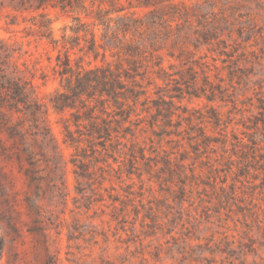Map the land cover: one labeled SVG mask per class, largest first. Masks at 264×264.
I'll list each match as a JSON object with an SVG mask.
<instances>
[{"label": "rangeland", "instance_id": "1", "mask_svg": "<svg viewBox=\"0 0 264 264\" xmlns=\"http://www.w3.org/2000/svg\"><path fill=\"white\" fill-rule=\"evenodd\" d=\"M185 1L189 16L179 18L176 32L186 39L188 59L181 64L168 58L165 66L171 62L175 72L193 65L198 71V85L213 101L186 96L181 105L199 112L202 118L192 119L193 125L217 142L199 156L182 154L177 143L163 142L161 149L156 143L145 159L138 157L137 168L126 167L120 179L113 173L111 183L104 180L99 188L97 175L92 183L76 175L80 170L69 162L73 150L62 141L60 115L49 108V125L67 162L68 203L54 208L60 224L49 231L50 259L27 236L15 264H264V0ZM72 24L60 15L55 36ZM207 29L213 31L210 41L199 34ZM15 31L6 32L0 18V37L18 41L20 62L48 103L59 87L49 68L56 52L28 45ZM200 70L210 85L203 86ZM169 147L168 168L163 161ZM182 156L187 160L178 167ZM11 254L6 249L3 264Z\"/></svg>", "mask_w": 264, "mask_h": 264}, {"label": "trees", "instance_id": "2", "mask_svg": "<svg viewBox=\"0 0 264 264\" xmlns=\"http://www.w3.org/2000/svg\"><path fill=\"white\" fill-rule=\"evenodd\" d=\"M190 9L185 0H0L6 32L17 30L28 45L56 52L49 68L59 83L43 102L34 74L20 62L18 41L0 37V264L6 249L12 253L6 264L19 261L17 249L27 236L50 259L49 231L60 224L54 208L67 207V162L49 125V108L60 115L76 175L88 183L97 175L99 188L104 180L111 183L113 173L120 179L126 167L137 168L138 157L145 159L156 143L160 149L163 142L177 143L182 154L199 156L217 142L193 125L192 119L202 118L199 112L181 105L186 96H206L198 71L193 65L175 72L171 62L165 66L168 58L181 64L188 59L186 39L176 31ZM60 15L73 24L57 38L53 26ZM199 34L214 39L209 29ZM90 58L101 64L92 65ZM200 71L203 86L210 85ZM169 149L163 161L168 168ZM186 160L182 156L175 165L184 167Z\"/></svg>", "mask_w": 264, "mask_h": 264}]
</instances>
